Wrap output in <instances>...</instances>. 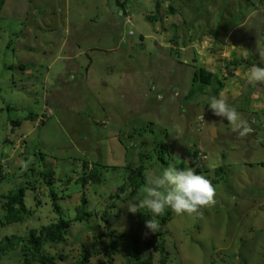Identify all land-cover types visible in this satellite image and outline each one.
Wrapping results in <instances>:
<instances>
[{"label":"rangeland","instance_id":"374dc122","mask_svg":"<svg viewBox=\"0 0 264 264\" xmlns=\"http://www.w3.org/2000/svg\"><path fill=\"white\" fill-rule=\"evenodd\" d=\"M258 49L264 0H4L0 246L10 245L0 264H38L22 245L58 220L63 239L38 246L54 264H128L133 249L149 264H264V84L245 79L264 67ZM197 67L221 85L186 99ZM222 94L251 126L247 137L209 109ZM179 163L211 181L216 202L202 215L166 210L145 236L152 214L122 206L142 196L146 172ZM94 165L98 182L82 185ZM17 187L25 211L9 222L5 196ZM83 198L87 216L77 219Z\"/></svg>","mask_w":264,"mask_h":264},{"label":"clouds","instance_id":"9594fccd","mask_svg":"<svg viewBox=\"0 0 264 264\" xmlns=\"http://www.w3.org/2000/svg\"><path fill=\"white\" fill-rule=\"evenodd\" d=\"M121 12V11H120ZM259 57L264 59V50L258 49ZM251 85L264 84V67L252 66L246 76ZM213 115L225 118L231 130L240 138L247 137L252 128L234 106L227 102V97L213 96L207 103ZM203 119V116H202ZM26 170L27 162H21ZM142 196L122 206L131 214L147 210L152 218L145 221L148 230L144 235L156 233L159 230V217L170 210L176 216L202 215L201 209L215 204L216 190L211 181L203 175L195 174L193 169H177L169 166L163 171H148L145 173V186L141 189Z\"/></svg>","mask_w":264,"mask_h":264},{"label":"trees","instance_id":"16d2710c","mask_svg":"<svg viewBox=\"0 0 264 264\" xmlns=\"http://www.w3.org/2000/svg\"><path fill=\"white\" fill-rule=\"evenodd\" d=\"M4 0H0V6L2 4ZM121 7V13L124 15V6L123 3L120 2L118 4ZM170 11L172 12L173 9L170 7ZM146 19L148 21H153L154 17H150L147 16ZM234 63V62H233ZM20 69H24L25 66L24 65H18ZM191 83L194 86L193 88H190L189 91L187 92L188 96H186L185 98H190L193 92H200L201 89H203L204 87H209L211 89V91L214 93L217 88L221 85L220 82H218L215 74H213L212 72L201 68V67H197L194 69V71L192 72V77H191ZM184 98V99H185ZM161 144V148L157 149L156 153L157 156L159 157L160 161H164V155H165V148L163 146L162 143ZM196 154V151H193V156ZM145 155L141 154L139 155V164L136 167V171L134 173H131L128 176V185L132 188V190L135 187H138L139 184L141 183V179H142V170H143V165L141 163L142 158ZM262 166L264 167V163L262 164ZM178 170L183 168L182 163H179L177 166H175ZM51 170H48L45 172V176L49 177L46 179V183L48 185H50L52 183V180L50 179L51 176ZM99 178H98V171L94 167H92V169H90L86 174L82 175L80 177V182L81 184H85L87 181L92 182V183H96L98 182ZM23 192H24V188L23 187H17L16 189H13L11 191H9L5 198L6 201L4 203V209H5V219L6 221L9 222H15V221H19L21 219V214L25 211V208L23 206ZM50 195L53 201V209L57 210V205L54 202L55 199V195L53 193L52 190H50ZM86 202L84 200V198L82 199V203H81V207L78 208L76 214H75V218L77 219H83L87 216V213L84 210V206H85ZM164 219V218H163ZM32 233V231H31ZM64 233H65V223L62 220H58L55 223L49 224L47 226H44L42 228L39 229V236L34 237L33 235H30L28 237V239L25 240V244L22 246H27L26 249L28 250L25 253V257H27L28 259L31 260H35L38 262V264H54V261L51 259V257L49 256H43L41 254L38 253V246L41 243H46V242H58L60 240L63 239L64 237ZM124 237V236H121ZM10 245V242H6L3 244V246H0V252L4 251L5 247H8ZM85 257L74 262L73 264H85ZM163 264V262H161ZM128 264H149L148 260H143L140 259L138 253L136 252L135 249L132 250V254H131V259L129 261Z\"/></svg>","mask_w":264,"mask_h":264},{"label":"water","instance_id":"95a60500","mask_svg":"<svg viewBox=\"0 0 264 264\" xmlns=\"http://www.w3.org/2000/svg\"><path fill=\"white\" fill-rule=\"evenodd\" d=\"M209 134H210V136H212V137L215 136L214 128H211V129L209 130Z\"/></svg>","mask_w":264,"mask_h":264},{"label":"crops","instance_id":"0c3cea01","mask_svg":"<svg viewBox=\"0 0 264 264\" xmlns=\"http://www.w3.org/2000/svg\"><path fill=\"white\" fill-rule=\"evenodd\" d=\"M67 58H68V59H74V55H72V56H68Z\"/></svg>","mask_w":264,"mask_h":264}]
</instances>
